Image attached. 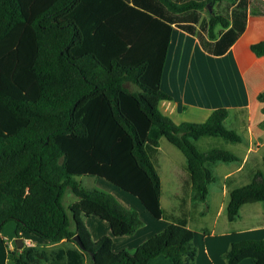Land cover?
Listing matches in <instances>:
<instances>
[{
	"label": "trees",
	"instance_id": "trees-1",
	"mask_svg": "<svg viewBox=\"0 0 264 264\" xmlns=\"http://www.w3.org/2000/svg\"><path fill=\"white\" fill-rule=\"evenodd\" d=\"M262 0H0V228H16L49 242L8 250L15 264H147L164 255L172 264H193V231L167 222L134 251L113 250L110 235L93 240L84 217L105 220L112 235L134 233L142 219L112 193L77 179H107L136 196L160 219V177L146 150L156 126L181 149L191 170L190 214L208 212L215 166L240 163L224 148L200 150L195 141L219 136L245 138L219 106L201 122L176 123L157 104L170 95L160 87L173 26L197 37L211 54H223L245 29L248 12ZM212 7V8H211ZM206 14H203V11ZM264 55V39L251 43ZM263 102L264 90L257 94ZM264 162V156H263ZM75 199L66 207L64 192ZM264 200V172L232 189L227 217H240L242 204ZM71 220L74 228H70ZM77 234L84 249L73 236ZM90 252H93V256ZM226 264L250 258L264 264V237L230 242Z\"/></svg>",
	"mask_w": 264,
	"mask_h": 264
},
{
	"label": "crops",
	"instance_id": "crops-1",
	"mask_svg": "<svg viewBox=\"0 0 264 264\" xmlns=\"http://www.w3.org/2000/svg\"><path fill=\"white\" fill-rule=\"evenodd\" d=\"M258 11L256 6L248 12L241 35L226 52L219 55L204 50L193 34L176 26L171 32L160 82L161 89L170 98L158 101L159 110L176 123L201 122L212 110L224 106L245 138L244 143H236L219 136L205 135L195 141L200 150L224 148L241 158L240 163L220 162L215 166L221 184L210 186L213 192L210 211L204 216L190 214L191 170L188 160L181 149L153 125L148 135L158 144L146 142L145 147L160 177L161 218L154 219L139 199L125 195L134 200L133 207L138 210L143 224L132 234L114 236L105 220L91 214L84 217V222L93 240L110 235L114 251L127 249L132 252L167 222H174L190 228L194 233L197 254L193 264H226L222 253L231 241L264 237V200L242 204L240 217L236 220L227 217L232 189L248 183L256 169L264 172L263 102L257 98V94L264 90V55H256L250 48L251 43L264 39V14ZM200 139H204L205 145L200 144ZM70 228H74L72 220ZM36 244L65 248L70 243L65 240L49 242L32 232L17 229L15 221H7L0 228V264H15L8 256V250H20ZM42 264H64V260H50ZM84 264H88V259ZM147 264L172 262L159 254L150 258ZM238 264L253 263L250 258H245Z\"/></svg>",
	"mask_w": 264,
	"mask_h": 264
},
{
	"label": "rangeland",
	"instance_id": "rangeland-1",
	"mask_svg": "<svg viewBox=\"0 0 264 264\" xmlns=\"http://www.w3.org/2000/svg\"><path fill=\"white\" fill-rule=\"evenodd\" d=\"M203 14H206L205 10L203 11ZM199 142H200V144L205 145V143L203 144L204 139H200ZM77 178L79 180H81V183H82L83 186H85V187H94V188H98V189L110 192L123 205L130 206V207L134 208L135 210H137L135 207H133V205L135 206L134 200L128 199L125 195H128V197H131V198H134V199H136L137 197L132 195L131 193L119 188L118 186L114 185L112 182L108 181L107 179L102 178V177H97V176H91V175H80V176H77ZM216 185L219 186V181L218 180L213 182V183H211L210 186L211 187H213V186L216 187ZM212 194H213V192L209 191V195H208L209 209H208V212L210 211V209L212 207V200H213L212 199L213 198ZM74 199H75L74 194L69 189H67L64 192V195H63V204H64V206L66 207ZM154 219L159 220L158 218H154Z\"/></svg>",
	"mask_w": 264,
	"mask_h": 264
},
{
	"label": "water",
	"instance_id": "water-1",
	"mask_svg": "<svg viewBox=\"0 0 264 264\" xmlns=\"http://www.w3.org/2000/svg\"><path fill=\"white\" fill-rule=\"evenodd\" d=\"M73 238H74V240L78 243L79 247L82 248V249H84V245H83L81 239L79 238V236H78L77 234H75V235L73 236ZM18 246H19V245H18ZM90 253H91V255L93 256V252H90Z\"/></svg>",
	"mask_w": 264,
	"mask_h": 264
}]
</instances>
